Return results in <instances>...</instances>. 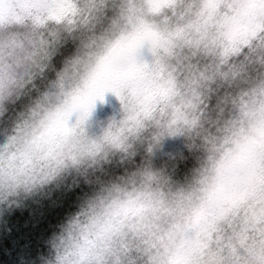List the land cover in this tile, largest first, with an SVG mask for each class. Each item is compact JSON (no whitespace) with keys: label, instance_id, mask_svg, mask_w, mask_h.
<instances>
[{"label":"clouds","instance_id":"obj_1","mask_svg":"<svg viewBox=\"0 0 264 264\" xmlns=\"http://www.w3.org/2000/svg\"><path fill=\"white\" fill-rule=\"evenodd\" d=\"M0 264H264V0H0Z\"/></svg>","mask_w":264,"mask_h":264}]
</instances>
